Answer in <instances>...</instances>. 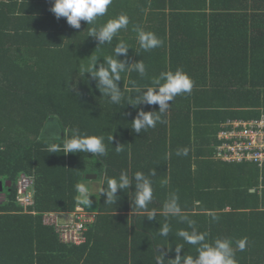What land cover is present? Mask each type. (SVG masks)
<instances>
[{
  "label": "trees",
  "instance_id": "16d2710c",
  "mask_svg": "<svg viewBox=\"0 0 264 264\" xmlns=\"http://www.w3.org/2000/svg\"><path fill=\"white\" fill-rule=\"evenodd\" d=\"M50 7L51 0H0V264H156V248L173 259L178 245L181 255L195 256L196 246L176 235L190 230L187 224L163 212L172 192L181 215L194 220L209 242L231 239L238 264H264V167L217 155L223 141H232L219 137L231 128L229 121L264 116V0H112L105 15L92 25L81 21L79 29L57 19ZM119 14L129 24L111 44L98 45L88 36ZM137 25L163 44L141 50ZM120 41L130 47L127 62L143 60L146 75L121 73L117 84L124 98L117 105L81 67L93 56L97 64L114 56ZM178 68L192 80L191 92L169 102L163 122L135 133L137 111L159 108L129 105L137 95L129 80L146 88L162 71ZM48 121L58 123L57 135H42ZM73 130L103 137L107 155L49 152V145L62 146ZM117 145L123 150L117 152ZM184 148L188 154L178 156ZM122 171L132 185L118 190L115 205L107 204L100 194L105 177L118 178ZM138 171L152 180L147 210L133 203ZM21 173L34 178L27 211L17 200ZM88 173L96 177L87 179ZM86 181H100L91 204L81 203L76 190ZM77 205L92 215L84 224L85 240L61 242L43 214L68 217ZM149 213L156 217L149 220ZM163 223L171 227L168 237L158 235ZM244 237L240 251L236 241Z\"/></svg>",
  "mask_w": 264,
  "mask_h": 264
},
{
  "label": "clouds",
  "instance_id": "9594fccd",
  "mask_svg": "<svg viewBox=\"0 0 264 264\" xmlns=\"http://www.w3.org/2000/svg\"><path fill=\"white\" fill-rule=\"evenodd\" d=\"M112 4V0H51V11L57 19L65 18L66 23L74 28L81 27V21L87 25H92L97 17L105 15L108 6ZM129 24V19L126 14H119L115 18L108 19L98 29L92 27L89 30L88 36L94 37L98 45L111 44L113 38L117 36L121 29H126ZM136 33V40L139 48L145 52L154 48L160 47L163 41L158 38L153 32L145 31L144 28L137 25L133 28ZM130 47L120 41L114 47V56L103 58V63L97 64L98 57H91L90 63L87 66L81 67V72L84 76L87 73L93 80L96 81V88L105 97L110 99L113 104H120L124 98V94L117 82L121 81V73L136 72L140 77L146 75V66L143 60L135 62H127L128 49ZM124 56L125 59H118V56ZM129 84L135 89L137 95L128 98V104L133 108L137 105H158V111H143L138 110L137 115L131 121V129L140 134L142 130L155 127L157 122H163L161 115L167 111L169 105L177 95L182 93H190L193 87V82L190 77L181 69L175 71L169 69L162 71L158 76L151 79V85L146 88H141L135 80H129ZM68 83V88H74ZM113 137H110L112 141ZM117 152L123 150L122 145L115 147ZM50 153L63 152L77 153L86 152L97 156L107 155V149L103 143V137L88 135L81 133L79 130H73L70 138L65 139L63 145H49ZM178 156L188 154V149L177 150ZM150 175H155V170H152ZM135 181V189L133 203L137 209L147 210L149 203L153 199L152 180L143 172H136L133 177ZM106 188L102 189L100 194L105 197V203L115 205L119 196L118 190L128 189L132 185L127 172L122 171L118 178L105 177ZM162 184H167V180L162 181ZM77 192L81 195V203L91 204L90 196L85 185L77 184ZM163 212L165 216L178 217L179 220L187 224L188 229H181L176 232V235L183 239L187 244L196 246V255H181L183 245L175 246V258L165 259V253L156 248L158 253L155 256L156 264H164L168 260L170 264H238L235 258V252L232 247V240L228 238H216L209 242L206 232H199L196 227V222L188 216L181 215L182 209L179 205V197L175 192L169 193L164 205ZM155 213H149L147 218L152 220L155 218ZM213 220L217 217L213 216ZM171 232V227L168 223H163L158 229V235L168 237ZM247 245V237L236 241V246L240 251H243Z\"/></svg>",
  "mask_w": 264,
  "mask_h": 264
},
{
  "label": "built area",
  "instance_id": "2783aa9c",
  "mask_svg": "<svg viewBox=\"0 0 264 264\" xmlns=\"http://www.w3.org/2000/svg\"><path fill=\"white\" fill-rule=\"evenodd\" d=\"M230 129L220 132L223 141L218 146L217 155L223 160H247L264 167V116L250 120H235L227 123ZM31 175L21 173L16 181L18 202L25 207L33 204V180ZM27 211V210H26ZM92 215L85 211L82 205L68 213V220L61 221L59 213L45 212L43 223L55 228L61 242L82 243L85 240L82 233L84 224L90 221Z\"/></svg>",
  "mask_w": 264,
  "mask_h": 264
},
{
  "label": "water",
  "instance_id": "95a60500",
  "mask_svg": "<svg viewBox=\"0 0 264 264\" xmlns=\"http://www.w3.org/2000/svg\"><path fill=\"white\" fill-rule=\"evenodd\" d=\"M52 122H54V123H53L54 125H51ZM48 130H49V131H52V132H53V131L56 132V133H52V132H51L52 134L49 132L48 135H50V136H52V135H57V132L60 131V128H59L58 123H57L56 121H48V122L46 123V125H45L43 131H42V135H45V133H47ZM95 177H96V174H90V173L86 174V178H87V179H91V178H95ZM1 189H2V183L0 182V190H1Z\"/></svg>",
  "mask_w": 264,
  "mask_h": 264
},
{
  "label": "rangeland",
  "instance_id": "374dc122",
  "mask_svg": "<svg viewBox=\"0 0 264 264\" xmlns=\"http://www.w3.org/2000/svg\"><path fill=\"white\" fill-rule=\"evenodd\" d=\"M85 183H86L85 186H87V188L88 187L90 188V184L89 183H92L91 184L92 185L91 189L88 191V193H89L88 196H90V200L91 201H94L93 196L98 191V187L100 185V181H94V182L93 181H86ZM0 199H1V197H0ZM88 207H89V209L91 208V206H88ZM59 218H60L61 221H67L68 220V217H67V215L65 213H63V214L59 213Z\"/></svg>",
  "mask_w": 264,
  "mask_h": 264
},
{
  "label": "crops",
  "instance_id": "0c3cea01",
  "mask_svg": "<svg viewBox=\"0 0 264 264\" xmlns=\"http://www.w3.org/2000/svg\"><path fill=\"white\" fill-rule=\"evenodd\" d=\"M48 132H50V133H51L52 131H49V130H48ZM51 134H52V133H51ZM89 184H90V188H89V190H90V189H91V186H92V185H91L92 183H89ZM89 184H88V185H89ZM84 185H86V183H85ZM86 187H87V186H86ZM89 190H88V191H89ZM0 197H1V198H3V197H4V193H2L1 191H0ZM91 213H93V214H94V213H95V211H93V212H91Z\"/></svg>",
  "mask_w": 264,
  "mask_h": 264
},
{
  "label": "flooded vegetation",
  "instance_id": "af4514ba",
  "mask_svg": "<svg viewBox=\"0 0 264 264\" xmlns=\"http://www.w3.org/2000/svg\"><path fill=\"white\" fill-rule=\"evenodd\" d=\"M52 133H56V132L53 131ZM57 134H58V132H57Z\"/></svg>",
  "mask_w": 264,
  "mask_h": 264
}]
</instances>
